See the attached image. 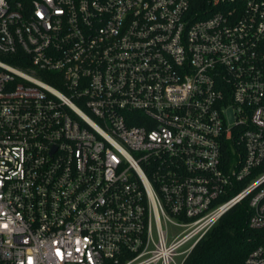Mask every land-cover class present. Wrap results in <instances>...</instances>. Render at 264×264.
I'll list each match as a JSON object with an SVG mask.
<instances>
[{"label": "built area", "instance_id": "obj_1", "mask_svg": "<svg viewBox=\"0 0 264 264\" xmlns=\"http://www.w3.org/2000/svg\"><path fill=\"white\" fill-rule=\"evenodd\" d=\"M242 202L264 264V0H0V264H184Z\"/></svg>", "mask_w": 264, "mask_h": 264}, {"label": "trees", "instance_id": "obj_2", "mask_svg": "<svg viewBox=\"0 0 264 264\" xmlns=\"http://www.w3.org/2000/svg\"><path fill=\"white\" fill-rule=\"evenodd\" d=\"M246 202L230 209L192 250L184 264H241L260 244L262 231L248 227Z\"/></svg>", "mask_w": 264, "mask_h": 264}, {"label": "rangeland", "instance_id": "obj_3", "mask_svg": "<svg viewBox=\"0 0 264 264\" xmlns=\"http://www.w3.org/2000/svg\"><path fill=\"white\" fill-rule=\"evenodd\" d=\"M168 233H169V234H173V233H175V228L169 226V227H168Z\"/></svg>", "mask_w": 264, "mask_h": 264}]
</instances>
